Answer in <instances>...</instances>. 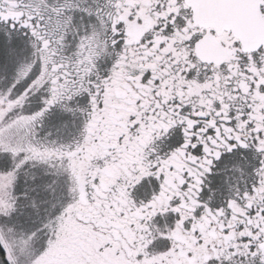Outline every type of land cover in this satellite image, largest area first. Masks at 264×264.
I'll return each instance as SVG.
<instances>
[{
    "label": "snow or ice",
    "instance_id": "1",
    "mask_svg": "<svg viewBox=\"0 0 264 264\" xmlns=\"http://www.w3.org/2000/svg\"><path fill=\"white\" fill-rule=\"evenodd\" d=\"M0 264H264V0H0Z\"/></svg>",
    "mask_w": 264,
    "mask_h": 264
}]
</instances>
